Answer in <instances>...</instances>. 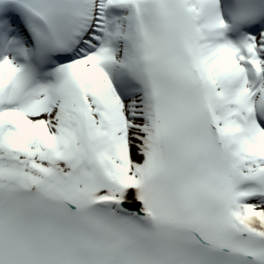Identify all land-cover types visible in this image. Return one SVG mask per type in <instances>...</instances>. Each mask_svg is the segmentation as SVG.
<instances>
[{
	"label": "bare ground",
	"instance_id": "1",
	"mask_svg": "<svg viewBox=\"0 0 264 264\" xmlns=\"http://www.w3.org/2000/svg\"><path fill=\"white\" fill-rule=\"evenodd\" d=\"M221 21H223L221 4L212 6L208 3L203 19L204 25L208 27ZM128 28L129 26L124 21H120L111 32L110 44L108 43L109 41L104 43L103 47L94 55L101 59V56L104 55L102 53L110 52L114 53L116 58L119 59L125 49L122 36L126 34L124 30H128ZM255 39L260 41L257 49L262 55L261 63L264 67V31L255 36ZM230 64L236 65L235 75L233 83L230 86L223 87L225 93H235L238 89L248 88L251 85L252 77L259 75L253 67L241 64L238 60L231 61ZM262 75L261 84L262 88H264V69ZM54 81L42 91L38 99L35 100V105L28 110V116L31 121L30 124L23 126L18 138V145H32L37 150L41 148V143L37 142V140L41 138L42 134L44 137L47 136L49 140H59L65 136L63 130H69L75 135L80 132L76 123L78 122V117L74 114V110L80 106L76 87L70 83L67 73L62 74L60 78ZM96 82L99 85L100 95L106 103L107 117L115 136L112 143L120 151V156L123 158L122 164L117 166L118 163L113 159V152L110 151L109 145L100 143V141L107 138L95 142V144H101V150L106 151L111 156L112 161L104 163L103 168L91 166L88 169L83 164L77 165L76 162L71 163L68 168L59 167L50 159L46 151H44L46 153L45 160L48 159V162L42 163L38 160H27L25 163L26 167H21L16 158L11 157L6 150L0 147V175H13L19 181H24L30 177L52 181L54 179L53 176H57L61 178L60 182H64L74 177L80 178L83 174L104 178V169L110 172L111 175H118L129 182L144 179L143 184H140L135 189H113V198L118 202H128L141 212H146V204L142 194L146 189V180L149 177V173L151 174L155 170L157 162L163 160L165 156L164 145L159 135H154L147 126L151 115H148L146 104L141 98L132 99V105L141 117L140 121L137 120V128L130 127L127 131L126 129L123 131L119 129L126 123L120 113V108H125L124 97L120 88V84L124 88L125 79L119 69H115L112 66L109 71L108 67H103L102 72L97 75ZM132 92L130 91L131 94H133ZM250 130H252L255 142L250 144L249 148L251 150L255 148L257 153H263L264 132L256 125ZM30 138H33L34 142L30 143ZM242 140L245 141V138ZM150 158H152L149 165L150 169L145 172V160ZM249 191H259V188L254 185L250 187ZM255 201H257L255 204L246 203L244 206L237 208V217H232L229 214V224L237 230L264 236V198H255Z\"/></svg>",
	"mask_w": 264,
	"mask_h": 264
},
{
	"label": "rangeland",
	"instance_id": "2",
	"mask_svg": "<svg viewBox=\"0 0 264 264\" xmlns=\"http://www.w3.org/2000/svg\"><path fill=\"white\" fill-rule=\"evenodd\" d=\"M258 199H261V198H258ZM256 202H257V201H255V199H254V200L249 201L248 204H255Z\"/></svg>",
	"mask_w": 264,
	"mask_h": 264
}]
</instances>
